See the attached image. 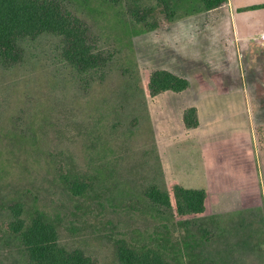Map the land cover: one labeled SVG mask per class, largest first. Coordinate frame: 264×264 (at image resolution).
<instances>
[{
    "label": "trees",
    "instance_id": "trees-1",
    "mask_svg": "<svg viewBox=\"0 0 264 264\" xmlns=\"http://www.w3.org/2000/svg\"><path fill=\"white\" fill-rule=\"evenodd\" d=\"M227 1L0 0V69L21 66L31 43L48 37L58 39L56 51L67 71L76 73L81 88L97 83L102 86L118 51L99 47L100 40L94 39L89 18L104 39L113 36L118 44L131 47L136 35L155 30L164 22L218 8ZM127 63L131 67L132 62ZM119 70L129 80L132 71L123 65ZM143 86L142 89L139 80L135 88L129 84V90L153 97L168 90L182 92L189 87V81L167 70L152 69ZM102 101L105 99L99 102ZM184 120L189 128L198 126L195 107L185 111ZM11 141L25 150L30 144L28 136L19 132ZM99 145L91 148L99 158L93 175L63 164L54 170L74 203V216L96 223L98 229L103 223H120L105 213L107 206L100 190L108 180L107 166L101 159L106 144ZM115 190L123 197L122 188ZM24 195L20 194L7 208L11 218L7 230L23 264H95L84 250L63 245L61 227L55 218L42 211L27 212L22 205ZM113 198L108 206L112 210H108L118 214ZM137 198L141 206L124 208L132 214L140 212L149 222L131 230H116L118 227L113 225L106 235L114 240L121 264H238L239 253L248 250L257 254L258 264H264V220L253 210L206 215V192L178 184L165 189L152 185Z\"/></svg>",
    "mask_w": 264,
    "mask_h": 264
},
{
    "label": "rangeland",
    "instance_id": "rangeland-1",
    "mask_svg": "<svg viewBox=\"0 0 264 264\" xmlns=\"http://www.w3.org/2000/svg\"><path fill=\"white\" fill-rule=\"evenodd\" d=\"M89 22L94 39L100 40L99 47L118 51L102 86L81 88L76 73L64 67L54 38L42 37L31 43L21 66L0 69V264H23L7 230L11 221L7 208L20 194H25L22 205L27 212L42 211L58 221L66 248L84 250L95 264H121L107 232L113 225L116 230L145 226L149 220L144 215L138 211L132 214L124 207L141 206L137 196L152 185L169 187L156 147L149 97L129 90V84L135 88L139 80L143 89L149 74L139 62L135 36L131 47H126L113 36L104 39L94 20L89 18ZM127 61L132 62L131 67ZM121 65L132 71L129 80L119 70ZM103 98L105 101L99 102ZM259 114L262 124L257 125V133L264 143V107ZM18 132L29 138L26 150L20 144L12 145L11 137ZM98 143L106 144L101 159L108 176L98 190L103 193L106 216L120 221L103 223L99 229L96 223L74 216V203L54 172L63 164L93 175L99 158L91 148ZM117 187L124 190L123 197L118 196ZM111 197L118 214L109 212ZM238 259V264L259 263L251 250L239 253Z\"/></svg>",
    "mask_w": 264,
    "mask_h": 264
},
{
    "label": "crops",
    "instance_id": "crops-1",
    "mask_svg": "<svg viewBox=\"0 0 264 264\" xmlns=\"http://www.w3.org/2000/svg\"><path fill=\"white\" fill-rule=\"evenodd\" d=\"M164 23L135 36V48L148 78L159 69L189 81L182 92L149 97L168 186L204 190L206 215L253 210L264 220V143L257 133L264 107V0H228ZM191 107L198 126L189 128L184 114Z\"/></svg>",
    "mask_w": 264,
    "mask_h": 264
},
{
    "label": "built area",
    "instance_id": "built-area-1",
    "mask_svg": "<svg viewBox=\"0 0 264 264\" xmlns=\"http://www.w3.org/2000/svg\"><path fill=\"white\" fill-rule=\"evenodd\" d=\"M260 38L264 42V31L261 33Z\"/></svg>",
    "mask_w": 264,
    "mask_h": 264
}]
</instances>
